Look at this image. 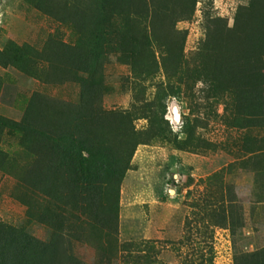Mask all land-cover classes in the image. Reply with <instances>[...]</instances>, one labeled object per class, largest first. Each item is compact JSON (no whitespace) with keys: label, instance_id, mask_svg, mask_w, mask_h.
Masks as SVG:
<instances>
[{"label":"trees","instance_id":"16d2710c","mask_svg":"<svg viewBox=\"0 0 264 264\" xmlns=\"http://www.w3.org/2000/svg\"><path fill=\"white\" fill-rule=\"evenodd\" d=\"M22 1L69 27L74 42L52 38L42 52L10 46L0 51V65L42 82L75 85L79 94L74 103L35 93L20 122L0 117V141L16 139L34 160L22 180L46 205L33 211L27 203L29 214L52 229L43 242L0 223V264H87L75 252L79 242L96 244L101 254L95 264H112L119 252L121 187L138 147L153 132L170 142L174 136L178 150L195 139L188 119L178 127L187 135L180 141L159 116L178 94L175 82L191 90L201 82L205 101L225 106L221 125L239 133L235 146L247 157L243 166L254 168V198L264 204V0L239 7L231 28L226 21L208 20L206 39L189 60L186 34L178 37L175 28L192 17L197 0ZM155 47L167 85L157 86L151 104L134 112L106 110L107 68L117 64L141 78L154 76ZM139 119L150 123L147 136L136 131ZM218 169L216 174L225 171ZM208 198L215 225L237 237L246 221L233 187L219 180ZM234 264H264V247L252 253L235 248Z\"/></svg>","mask_w":264,"mask_h":264},{"label":"rangeland","instance_id":"374dc122","mask_svg":"<svg viewBox=\"0 0 264 264\" xmlns=\"http://www.w3.org/2000/svg\"><path fill=\"white\" fill-rule=\"evenodd\" d=\"M248 1L197 0L192 17L178 22L175 28L178 37L186 34L185 58L189 60L201 49L208 20L226 21L231 28L237 9ZM52 38L67 44L75 39L69 27L22 0H0V51L14 46L42 52ZM154 50L159 64L154 76L141 78L130 68L117 64L107 68L108 93L103 100L106 110L134 112L151 104L157 86L167 85L161 54L156 47ZM0 78V117L12 121L22 120L35 93L65 102L75 103L78 99L79 89L75 85L42 82L14 67L0 65ZM174 85L178 94L170 97L167 113L160 112L159 116L171 125L169 110L177 102L183 115L180 127L188 119L195 139L187 148L178 150L174 136L170 137L171 142L154 132L147 136L149 121H135L136 131L147 139L135 152L121 187L119 252L112 264H234L235 248L252 253L264 247V204L254 198L255 170L243 166L247 157L235 146L239 133L221 125L219 117L225 106L208 104L201 82L192 90L177 82ZM162 126L167 129L164 123ZM171 130L180 141L187 139L180 128L171 125ZM33 162L16 139L5 136L0 141V223L25 229L47 242L52 229L41 223L38 216L33 218L30 206L26 205L34 206L33 211L46 205L41 195L26 191L22 180ZM218 168L225 171L216 174ZM219 180L233 187L243 208L246 227L235 238L229 229L216 226L210 216L213 205L208 197ZM74 249L87 264H95L101 254L96 244L90 242L76 243Z\"/></svg>","mask_w":264,"mask_h":264},{"label":"water","instance_id":"95a60500","mask_svg":"<svg viewBox=\"0 0 264 264\" xmlns=\"http://www.w3.org/2000/svg\"><path fill=\"white\" fill-rule=\"evenodd\" d=\"M169 112L172 125L175 127H180L183 123V115L179 104L177 102H173ZM170 195L173 196L174 192L171 191Z\"/></svg>","mask_w":264,"mask_h":264},{"label":"crops","instance_id":"0c3cea01","mask_svg":"<svg viewBox=\"0 0 264 264\" xmlns=\"http://www.w3.org/2000/svg\"><path fill=\"white\" fill-rule=\"evenodd\" d=\"M254 174H256V173H254Z\"/></svg>","mask_w":264,"mask_h":264}]
</instances>
